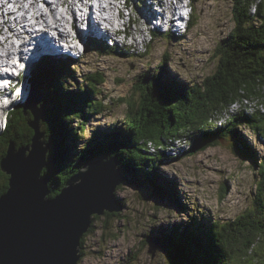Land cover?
Returning a JSON list of instances; mask_svg holds the SVG:
<instances>
[{
	"label": "trees",
	"instance_id": "16d2710c",
	"mask_svg": "<svg viewBox=\"0 0 264 264\" xmlns=\"http://www.w3.org/2000/svg\"><path fill=\"white\" fill-rule=\"evenodd\" d=\"M253 1L232 0L234 28L214 50L217 63L212 74L201 82L180 81L165 73V62L156 74H142L133 85L136 99H120V103L125 105V119L105 130L95 131L91 140L76 153L75 142L86 131V122L105 110L102 101L95 100L99 94L97 87L104 83V76L100 72L87 74L84 85L76 82L79 88L72 90L63 79L64 74L74 73L69 65L57 63L50 70L37 66L33 70V78L37 80L36 90L43 96L41 105L45 109L40 126L44 142L50 146L46 156L47 167L42 171V176L49 181V196L53 198L59 194L83 165L107 156L118 162L124 183L140 189L149 187L159 200L177 207L180 206L177 197L179 186L159 171L170 161L163 149L181 139L187 140L189 147L181 154L184 158L215 147L219 139L230 136L239 143L233 147L236 157L250 160L258 170L259 181L251 207L234 220L214 221L202 227L191 225L181 232L166 231L156 240L166 253L167 264L264 262V164L258 163L257 153L248 149L239 135V127L246 125L257 140H264V0H260L256 16L250 14ZM191 17L190 26L196 21L194 13ZM89 41V46L95 45ZM95 48L106 55L121 54L114 48L100 45ZM243 98L258 102L259 111L246 113L241 110L253 116L238 114L224 128L217 129L211 124L214 112L227 107L235 99L238 101L233 104H240ZM24 108V103H17L4 119L5 126L0 133V161L10 143L17 148L31 143L33 131L28 122L32 115ZM227 111L229 108L224 117L230 114ZM74 120L80 122L76 124V130L71 128ZM168 139V144L162 145ZM150 151L158 152L152 154ZM224 186L223 195L227 189L226 184ZM6 189L7 181L0 185V195ZM121 204L124 206L123 202ZM119 214L106 213L104 216L109 219ZM97 219L93 217L89 231L81 240V247L84 238L94 232ZM81 256H84L82 250Z\"/></svg>",
	"mask_w": 264,
	"mask_h": 264
},
{
	"label": "rangeland",
	"instance_id": "374dc122",
	"mask_svg": "<svg viewBox=\"0 0 264 264\" xmlns=\"http://www.w3.org/2000/svg\"><path fill=\"white\" fill-rule=\"evenodd\" d=\"M183 4L186 3L181 2ZM62 9L64 11V7ZM194 9L196 21L185 38L158 36L148 50L144 51V40L132 31V35L136 34L133 38H139V43L134 47L144 54L143 57H131L124 54V50L120 51L121 54L106 55L100 49L89 46L75 67L69 65L74 73L63 75L64 81L69 84L68 89L77 90L79 86L76 82L84 85L87 74L100 72L105 80L97 87L99 94L95 98L102 101L105 110L86 122L85 133L75 142V153L91 140L95 131L105 130L123 121L125 105L120 103V99H136L132 91L133 85L142 74H156L163 62L166 63V74L188 83L201 81L214 72L217 63L214 50L234 28L232 0H199L194 4ZM45 11L48 12V9ZM134 13L137 11L133 10L132 15ZM126 26L130 34L131 23ZM0 39H3L1 34ZM22 41V37L15 40L18 43ZM53 60L43 59L42 68L50 70L65 59H56V62ZM40 63L39 60L36 61V64ZM73 122L71 128L76 130V124L80 122ZM252 134L246 129L239 132L242 143L257 153L258 163L264 164V150ZM229 137L194 156L181 160L170 159L168 165L161 167L159 171L179 186L177 197L180 206L162 202L149 187L140 189L124 183L116 191L118 200L124 203L123 211L117 217L106 219L103 216L94 221V232L84 238L81 247L84 256H81L78 264H167L163 247L158 248L152 257L148 252L147 241L160 238L166 231L181 232L191 225L202 227L213 221H231L249 209L259 181L258 170L250 160L243 161L236 157L233 147L239 143ZM172 148V153L168 152L169 147L165 150L170 156L180 151L177 146ZM225 184L227 189L223 195L222 187Z\"/></svg>",
	"mask_w": 264,
	"mask_h": 264
},
{
	"label": "water",
	"instance_id": "95a60500",
	"mask_svg": "<svg viewBox=\"0 0 264 264\" xmlns=\"http://www.w3.org/2000/svg\"><path fill=\"white\" fill-rule=\"evenodd\" d=\"M30 86L34 91L24 110L32 115L31 143L20 148L10 143L0 161L1 171L9 177L0 195V264H78L81 240L93 217L123 211L116 191L124 175L114 158H95L50 197L49 181L42 176L50 148L40 128L43 96L35 91V82ZM148 245L152 257L162 247L157 240Z\"/></svg>",
	"mask_w": 264,
	"mask_h": 264
},
{
	"label": "bare ground",
	"instance_id": "6f19581e",
	"mask_svg": "<svg viewBox=\"0 0 264 264\" xmlns=\"http://www.w3.org/2000/svg\"><path fill=\"white\" fill-rule=\"evenodd\" d=\"M26 1L28 2L29 7H25L24 3ZM41 1L42 0H11V2H13V3H11L8 0H6L5 2L0 0V34L3 36V39H0V64H2V63L3 64L4 63L5 64L10 63L12 61L11 59L17 56L18 48L20 47V45L22 47H25L27 45V42L25 40L20 42V43L15 42V40H18V39H20V37H22L23 33L27 34L28 36H30V35L34 36V35H40L41 34V35L45 36L44 39L52 40L51 36L47 37V35L52 33V31H53V27L50 24V21L48 20V16H50L53 19L54 25H58L59 29L61 31H63L61 28L64 27L63 24L67 23L68 20H67L66 16L61 14L63 12V9H62L63 7H57V5H61L62 6V2L60 0H51V4L47 5L48 12H46L45 10H42L39 7V2H41ZM109 1L111 2L110 4H107V5L106 4H102L99 7L100 13H102L101 11L112 12L113 10H115L117 8V6L115 4V2H117L116 0H107L106 2L109 3ZM162 1L163 2L161 3V5L164 6L166 9L169 7V5H172V3H170V0H167V1L162 0ZM100 2H101V0H100ZM65 3L68 4V5H74L75 4V0H71V1L70 0H65ZM180 4H181V2H180ZM188 5H189L188 3L183 4V6H185L183 8H185V9L188 8ZM131 10H136V9L131 6ZM141 11L144 12V13L145 12H149V13H145V14H147V15H149L151 17L154 16V13L151 12L152 8L149 10L147 7H145L144 10L141 9ZM57 12L59 14H57ZM131 12L133 13V11H131ZM132 13L130 14V11H128V15H129L128 18H131ZM111 14L113 15V13H110L109 16H107V19H108L109 23L112 22L111 17H110ZM87 15H88V13L85 12L82 15V18L84 19ZM28 16L33 19V23L29 25L30 28L32 27V30H30V28L27 27L26 28L27 31L25 32V29H24L25 26L24 25L28 23ZM125 16H126V12H125ZM132 19H133V28L132 29H138V28L140 29V17H137V13H134L132 15ZM125 20H126V18H125ZM89 23L90 22H86V24H89ZM161 23L159 22L155 26L157 32L158 31H162L161 30L162 29ZM38 25H43L44 27L43 28H39ZM37 26H38V28L40 30H38V28H36ZM96 30H97V28H96ZM36 31H38V32H36ZM63 32L65 34V31H63ZM80 33H81V38H82V40L84 42H86V41L90 42L89 40H91L93 42L94 41L101 42L100 38L91 39L93 35H91V34L90 35H86V33H84L83 30H81ZM107 37H109V36H107ZM130 37H131V32H130ZM32 39L35 40L34 37L30 38V40H32ZM55 39L58 42L56 44L59 45V47L61 49L63 47L61 44L65 40L60 39V35L58 36V38H55ZM111 42L112 41H110V43ZM15 43H18V44H15ZM39 43H40L39 44L40 47L46 48V45H44V44H43V46L41 45V41ZM101 43L102 44H106L105 42L104 43L101 42ZM47 44H48V48H50L49 44H51V43L48 42ZM102 44L99 43L98 45H102ZM124 44H125V42H124ZM67 47H70V46H67ZM38 50H39V47H38ZM114 50H115V48H114ZM50 52H52L51 49H50ZM64 52H68V51H64ZM49 55H50V53H49ZM138 55H141L143 57V55L140 54V53ZM53 56H54V57H52V58H54L53 62H56V59L60 58V56H58V54L53 55ZM41 57L43 58V56H41ZM132 57H134V55H132ZM43 59H45V58H43ZM43 59L39 60L41 62L40 65L39 64L36 65V61H35L36 67L37 66L39 67V66H41L43 64ZM76 60L78 62V58L77 57H75V61L74 62H76ZM71 61L70 60L69 61L60 60V62L59 61L58 62L69 65L71 63ZM74 62L72 64H74ZM5 67H8V65H4L3 66V68H5ZM1 97L2 96L0 95V98ZM244 111L247 113L249 110H244ZM234 114H238L237 110L230 111V114L226 115L224 118H227L230 115H234ZM4 119H5L4 116L1 115L0 124L2 123L3 127H0V133L3 131L4 126H5L4 125ZM242 130H244V128ZM254 138H255V140H257V138L255 136H254ZM186 141L187 140L184 141V139H181V140L178 141L179 145H175L177 142H174L171 146H169L170 150L168 152L172 153L173 152L172 150H174V148H172V147H176V146L180 148L179 152H176V153H174L171 156L168 154V152H166V151H164V152L166 153V155L168 157L170 156L169 158L172 159V160L183 158V156L181 154L184 152L185 149H187L189 147L188 146L189 143H187ZM258 142H259L260 146L262 147V149L264 150V142L263 141H259V140H258ZM262 264H264V263H262Z\"/></svg>",
	"mask_w": 264,
	"mask_h": 264
},
{
	"label": "built area",
	"instance_id": "2783aa9c",
	"mask_svg": "<svg viewBox=\"0 0 264 264\" xmlns=\"http://www.w3.org/2000/svg\"><path fill=\"white\" fill-rule=\"evenodd\" d=\"M178 3H180V1ZM259 3H260V0H254L252 2L251 6H250V12L251 13L256 12L257 6ZM253 5H255V11L252 10ZM128 11H133V10L126 9V22L130 21V23L132 24V28H133V19L128 18ZM137 17H140L138 13H137ZM127 24H128V22H127ZM132 31H135L139 37L140 36L141 37H145V36L147 37L148 36L147 32L144 30V25H143V22L141 19H140V29H131V37L133 38V36L136 34L132 35ZM232 105H236V107L233 108ZM232 105L229 107V111H227V112L230 113V111H232V110H239L240 112H241V110H253V113H256V111H259V103L258 102L246 101V99H244V98L240 100V104H232Z\"/></svg>",
	"mask_w": 264,
	"mask_h": 264
},
{
	"label": "flooded vegetation",
	"instance_id": "af4514ba",
	"mask_svg": "<svg viewBox=\"0 0 264 264\" xmlns=\"http://www.w3.org/2000/svg\"><path fill=\"white\" fill-rule=\"evenodd\" d=\"M8 178L9 177L1 171V173H0V183L1 184L0 185L3 186V184L6 183V181H7V185H8Z\"/></svg>",
	"mask_w": 264,
	"mask_h": 264
},
{
	"label": "clouds",
	"instance_id": "9594fccd",
	"mask_svg": "<svg viewBox=\"0 0 264 264\" xmlns=\"http://www.w3.org/2000/svg\"><path fill=\"white\" fill-rule=\"evenodd\" d=\"M252 10L255 11V5L252 6ZM25 102H26V101H23V102H21V103H24V105H25ZM232 107L235 108L236 105H232ZM25 112H26V111H25ZM7 115H8V113H6L5 119H7ZM13 144H14V143H13ZM14 145H15V144H14ZM16 148H17V147H16ZM18 148H20V147H18ZM152 240H156V239H152ZM157 241H158V240H157ZM262 263H264V262H262ZM262 263H261V264H262Z\"/></svg>",
	"mask_w": 264,
	"mask_h": 264
}]
</instances>
